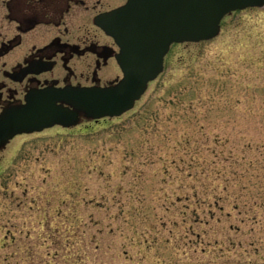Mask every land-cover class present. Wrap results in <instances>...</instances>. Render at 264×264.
<instances>
[{
  "label": "rangeland",
  "instance_id": "1",
  "mask_svg": "<svg viewBox=\"0 0 264 264\" xmlns=\"http://www.w3.org/2000/svg\"><path fill=\"white\" fill-rule=\"evenodd\" d=\"M0 264H264V6L172 44L120 116L10 141Z\"/></svg>",
  "mask_w": 264,
  "mask_h": 264
},
{
  "label": "water",
  "instance_id": "2",
  "mask_svg": "<svg viewBox=\"0 0 264 264\" xmlns=\"http://www.w3.org/2000/svg\"><path fill=\"white\" fill-rule=\"evenodd\" d=\"M262 6L264 0H126L104 26L119 47L123 77L104 88L30 91L25 104L0 115V150L16 134L76 125L81 113L87 119L123 114L161 73L172 43L209 40L219 33L225 15Z\"/></svg>",
  "mask_w": 264,
  "mask_h": 264
},
{
  "label": "flooded vegetation",
  "instance_id": "3",
  "mask_svg": "<svg viewBox=\"0 0 264 264\" xmlns=\"http://www.w3.org/2000/svg\"><path fill=\"white\" fill-rule=\"evenodd\" d=\"M125 1L0 0V115L32 90L115 85L119 47L104 26Z\"/></svg>",
  "mask_w": 264,
  "mask_h": 264
}]
</instances>
